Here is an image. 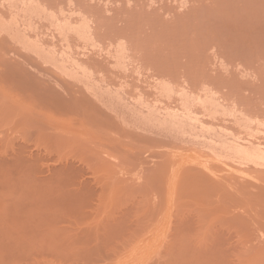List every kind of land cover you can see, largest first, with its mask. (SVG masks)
Wrapping results in <instances>:
<instances>
[{
  "label": "rangeland",
  "instance_id": "rangeland-1",
  "mask_svg": "<svg viewBox=\"0 0 264 264\" xmlns=\"http://www.w3.org/2000/svg\"><path fill=\"white\" fill-rule=\"evenodd\" d=\"M29 1L86 28L69 46L50 15L33 26L124 104L188 102L214 133L241 123L264 136V0ZM41 64L25 67L52 98L82 88L111 128L0 82V264H264L260 180L218 167L203 137L120 121Z\"/></svg>",
  "mask_w": 264,
  "mask_h": 264
},
{
  "label": "bare ground",
  "instance_id": "bare-ground-1",
  "mask_svg": "<svg viewBox=\"0 0 264 264\" xmlns=\"http://www.w3.org/2000/svg\"><path fill=\"white\" fill-rule=\"evenodd\" d=\"M28 1L29 0H3V3H7V5H5L7 13H0V82L3 85H9L10 87H18L21 89L25 97L41 100L43 103L57 104L61 106L62 110L70 111L75 115L89 119L91 122L93 120V123L95 121L96 123L102 124L106 128H111L107 122H103V119L99 118L107 117L108 119H111L109 113L106 114V111L103 112V108L98 107V109L95 103H93L96 105L94 106L88 100L90 99L87 98L88 96L85 97V94L82 93V91L81 93L79 92L80 90H82V88L78 91V88L76 89L73 86L75 88L74 89L70 87L69 84H67L66 87L64 86V84L61 85L64 86V91L67 97L59 98V102L56 98L51 97L52 93L49 84H47L45 80L40 79L39 77L34 78L32 76V74L34 73H30L25 67L27 65L29 66V64L32 63H34V65L35 63L37 65L38 63H43L47 65L51 64L55 68L61 70L62 72H65L71 78H78V83H80V80L83 81L85 86L83 83L81 84H83L84 88L86 87L85 89L91 91H88L89 94H94L92 96L94 98L97 97L98 100L103 105H105V108L107 107L112 112H114L115 118H120V121H127L132 118L133 120L129 123L131 125V122L135 121L139 124H144L145 126L149 125L153 127V129L155 126L157 127V130L158 128H165V130L167 129L166 131H172L176 135L179 134L178 136L181 135V137L184 135L189 136L194 134L196 136L203 137L204 139H206L207 144H209L212 153L214 152V155H211L212 153L208 154V158L211 161L215 162L218 167L226 170L240 171L245 176L252 178V180H260L264 184V136L258 139L257 136L255 137L253 131L248 130L249 126L247 124L241 123V127L236 132L233 131L232 127H229V132L227 131L220 133L219 131V133H214V130H211L210 127L206 126V122L203 121V119H200L197 116L198 114L196 115V110L194 111L191 108V106H193L192 103L190 104L188 102H181L182 104L179 108H171L170 106L157 107L156 105H145V103L141 102L142 99L139 97L141 100L139 101L138 99V102L136 100L137 103L132 102V104L130 101L132 105L124 104L123 101L125 97H121V92L119 93L118 91L113 90L112 92L109 91L111 90L110 88L107 89L108 87L105 89L104 87L97 85L98 82L97 84L94 82H89V78L91 77L90 74L92 72L88 70L91 68L87 69V67L89 66H85L83 63L84 61L81 62L80 59L75 58L76 56L73 57L68 51L69 47H65L64 42L63 44L60 43L63 40L66 41L70 34L77 35L79 39L86 38L88 32L86 28L80 26L76 27L72 24V22H70V20H62L57 17H52L55 15L51 13L48 14L50 15V20H53L52 24L55 26L54 28H56L54 30L58 31H56L57 33L55 34H59V36L61 37V41L59 40V38V42L57 40L55 41L62 45L60 48H58L60 44L57 46L56 43L50 41L52 38H50L48 42L47 40L39 36L40 34L34 32L36 28H34L33 26L34 24H36L34 23L36 18H43L44 15L45 17H47L48 15L45 13V11H43V9L38 6L32 5V3H29L30 1ZM66 43L69 45L68 41H66ZM14 44H17V48L19 47L18 49H20L21 47L23 50L26 51V53L24 51H22L23 54H21L22 52L18 53V49L16 48V46H14ZM30 52H32L34 56L36 55L37 61H32L36 59H33V55L30 56ZM11 53H14L15 55L17 54L19 58H16ZM117 56L119 55L117 54ZM117 56L115 58V60L117 59L115 63L119 65L120 61ZM87 73L90 75V77H88ZM90 81L93 80L90 79ZM72 82H74V80ZM100 83L101 80L99 81V84ZM77 92H79L80 94L77 95ZM81 94H83L84 97ZM166 94H168V92ZM156 103H158V101H156ZM208 104H210L211 108H209V106L207 107V104H204L203 107L206 109V111H209L210 109L209 114L213 117V115L218 112V109L212 103ZM212 108L214 109V111ZM262 126L263 127L261 128V125H259L257 131L264 133V124H262ZM172 132L171 134H174ZM221 157L222 160H220ZM226 158L229 159V161L230 159L231 161H234H232L231 163L229 161L227 162ZM224 159H226V161H223ZM233 162H235L236 166L233 165ZM261 189L263 191L260 194V198L264 204V185Z\"/></svg>",
  "mask_w": 264,
  "mask_h": 264
}]
</instances>
